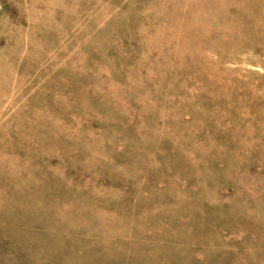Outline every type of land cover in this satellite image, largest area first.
<instances>
[{
    "label": "rangeland",
    "instance_id": "1",
    "mask_svg": "<svg viewBox=\"0 0 264 264\" xmlns=\"http://www.w3.org/2000/svg\"><path fill=\"white\" fill-rule=\"evenodd\" d=\"M0 264H264V0H0Z\"/></svg>",
    "mask_w": 264,
    "mask_h": 264
}]
</instances>
